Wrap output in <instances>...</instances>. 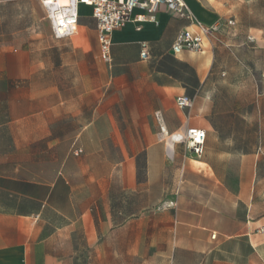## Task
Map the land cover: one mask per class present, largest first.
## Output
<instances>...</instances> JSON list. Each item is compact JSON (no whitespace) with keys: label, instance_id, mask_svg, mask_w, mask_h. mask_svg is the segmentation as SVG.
<instances>
[{"label":"crops","instance_id":"crops-1","mask_svg":"<svg viewBox=\"0 0 264 264\" xmlns=\"http://www.w3.org/2000/svg\"><path fill=\"white\" fill-rule=\"evenodd\" d=\"M185 3L193 21L217 23L201 0ZM79 16L77 28L84 29L88 48L73 44L76 31L69 38L72 55L91 53L94 36L102 62L91 9L81 6ZM190 23L161 10L157 24L143 23L136 30L129 22L113 32L112 63L102 62L104 72L92 66L76 81V88L84 89L76 113L68 110L73 102L68 85L53 88L46 80L45 91L38 93L27 53L0 49V76L29 79L21 102L43 98L46 104L44 123L30 132L51 140L72 134L73 151L83 153L62 159L56 173L43 179L0 174V264H264V162L258 153H248L241 155L233 178L224 169L225 152L234 149L209 121L214 112L204 91L211 61L190 62L195 53L170 51ZM141 42L149 46L145 61L139 57ZM102 80L105 90L98 95ZM178 91L191 96L190 108H177ZM157 112L169 133L177 130H171L175 119L178 129L205 130V148L217 156L205 159L204 174L179 147L174 162L166 160ZM85 113L88 119L77 120L69 132L52 129ZM230 183L237 184L235 190Z\"/></svg>","mask_w":264,"mask_h":264},{"label":"rangeland","instance_id":"rangeland-1","mask_svg":"<svg viewBox=\"0 0 264 264\" xmlns=\"http://www.w3.org/2000/svg\"><path fill=\"white\" fill-rule=\"evenodd\" d=\"M201 2L205 13L221 27L211 38L210 46L206 45L203 52L195 53L196 56L189 61L195 62L200 57L211 61L210 84L204 91L212 102L214 112V118L209 121L219 129L220 137L226 138V144L234 149L225 152L226 159L223 161L224 169L233 178L238 172L241 155L258 153L264 162V0ZM229 18L235 21V26L226 25ZM194 23L201 22L194 19ZM90 33L95 34L94 26ZM249 33L255 37L252 42L246 39ZM50 35V26L39 0H2L0 49L21 48L27 53L34 68L30 79L38 93L45 91L46 80L53 88L60 87L62 82L68 85L69 96L73 99L68 110L76 113L82 107L76 98L84 93L83 88H76L77 79L80 80L83 74L87 76L88 68L92 66L102 72L107 67L96 58L94 36L90 38L91 53L75 56L71 53V38L57 41ZM72 41L75 46L83 43L88 48L81 27L77 28ZM98 87V95L103 94V80ZM28 90L29 79L7 81L0 76V174L43 179L56 173L62 159L78 158L73 156V149L77 146L73 145L75 136L72 134L54 135L52 139L55 140H51L43 133L30 132L44 123L46 104L43 98L34 103H22L20 95L28 93ZM181 94L178 91L175 96ZM87 117L86 113L80 118L66 117L54 124L52 129L69 132L76 127L77 120L83 122V118L87 120ZM201 121L203 124L204 120ZM174 125L171 130L178 129V119L174 120ZM178 151L181 152L182 148L179 147ZM185 155L188 156L182 151L181 156ZM212 156L216 158L217 153L207 150L206 146L202 158L192 160L198 166L196 171L204 174L203 162ZM236 185L230 183V189L235 190ZM187 187V182L182 184V189Z\"/></svg>","mask_w":264,"mask_h":264},{"label":"built area","instance_id":"built-area-1","mask_svg":"<svg viewBox=\"0 0 264 264\" xmlns=\"http://www.w3.org/2000/svg\"><path fill=\"white\" fill-rule=\"evenodd\" d=\"M39 1L46 14L52 38L57 41L74 36L79 23V8L81 6L90 8L91 16L96 22L100 59L108 65L112 63L111 36L113 32L129 22L137 24L136 30H139L143 23L157 24V14L161 10H166L177 18L190 21V27H194L186 28L177 34L170 49L173 55L183 52H203L205 45L211 43V38L221 27L218 24L208 26L194 23L185 0H66V3H61L60 0ZM135 11L140 13L134 14ZM226 25L233 27L235 21L230 19ZM247 40L252 42L254 38L248 36ZM139 57L143 61L150 57L149 46L146 42L140 43ZM175 104L178 109L185 110L192 106V99L182 94L175 98ZM155 119L159 124L158 141L164 144L165 157L169 163L174 162L178 147H181L190 157L199 159L203 156L206 142L204 129L186 125L169 133L165 131L166 127L159 112L155 113ZM164 133L168 134L165 138L162 137ZM80 153L81 150L73 151L75 156ZM214 237L215 235H212V238Z\"/></svg>","mask_w":264,"mask_h":264},{"label":"bare ground","instance_id":"bare-ground-1","mask_svg":"<svg viewBox=\"0 0 264 264\" xmlns=\"http://www.w3.org/2000/svg\"><path fill=\"white\" fill-rule=\"evenodd\" d=\"M61 1V3H66V0H60ZM165 131H167L166 130V128H165ZM168 136V134L167 133H164L163 135H162V137H167ZM192 160H198V159H196V158H191Z\"/></svg>","mask_w":264,"mask_h":264},{"label":"water","instance_id":"water-1","mask_svg":"<svg viewBox=\"0 0 264 264\" xmlns=\"http://www.w3.org/2000/svg\"><path fill=\"white\" fill-rule=\"evenodd\" d=\"M172 54V53H171Z\"/></svg>","mask_w":264,"mask_h":264}]
</instances>
